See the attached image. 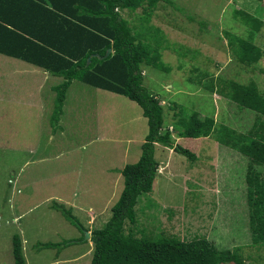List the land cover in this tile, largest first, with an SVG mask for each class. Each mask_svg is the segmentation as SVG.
<instances>
[{
	"label": "rangeland",
	"instance_id": "obj_1",
	"mask_svg": "<svg viewBox=\"0 0 264 264\" xmlns=\"http://www.w3.org/2000/svg\"><path fill=\"white\" fill-rule=\"evenodd\" d=\"M237 11L254 20L247 24ZM143 15L139 10L131 25L136 31L144 27L143 41L156 48L146 37L155 33L151 27L160 30L162 62L168 69L141 66L144 87L164 106V127L173 125L175 113L183 109L187 115L198 112L203 118H214L240 135L254 134L256 113L198 84L211 78L219 88L229 81L254 82L264 96V75L259 71L264 68V0H168L158 4L150 24L139 20ZM227 33L263 51L256 69L236 60ZM62 83V78L0 55V264H14L16 235L22 240L27 264H73L83 255L82 264H90L94 246L86 236L110 220L124 190L120 171L140 160L148 122L142 109L126 97L74 81L60 123L53 128V89ZM174 106L179 108L176 112ZM174 140L202 157L204 165L219 155L212 137L194 140L175 134ZM164 152L167 155L161 149L155 152L162 167L173 155ZM173 156L174 176L159 168L151 193L139 197L133 236L148 242H192L206 239L204 231L216 228L209 242L219 251L241 247L248 264H264V246H250L244 195L223 196L237 210L226 204L230 210L219 217L222 196L192 191L198 188L196 182L220 189L225 187L223 180L207 172V177L196 181L191 176L193 162L178 153ZM242 203L244 209H239ZM53 205L71 210L88 233L82 234ZM90 209L95 210L94 218ZM130 228L127 223V233ZM83 238L89 243L64 250L39 247Z\"/></svg>",
	"mask_w": 264,
	"mask_h": 264
},
{
	"label": "trees",
	"instance_id": "obj_2",
	"mask_svg": "<svg viewBox=\"0 0 264 264\" xmlns=\"http://www.w3.org/2000/svg\"><path fill=\"white\" fill-rule=\"evenodd\" d=\"M168 0H0V55L19 60L62 78L55 87L53 128L64 114L67 93L74 81L123 96L135 102L148 122V135L136 164L120 171L124 190L112 207V217L102 229L91 233L94 251L90 264H248L243 248L219 251L207 239L192 242H148L136 239L135 207L143 194L151 193L160 168L155 159L157 145L173 150L188 161L197 160L191 150L175 144L174 135L191 139L214 138L217 143L249 158L246 200L252 247L264 246V96L257 85L229 81L215 86L213 78L205 90L217 92L231 104L251 110L255 116V134L240 135L214 118H203L198 112L187 115L182 109L175 113L173 129L164 127V106L144 87L142 65L161 71L168 70L162 62L160 30L147 35L134 30L122 13L135 14L143 10L141 22L148 24L161 2ZM247 22L252 19L237 11ZM254 20V19H252ZM139 21V22H140ZM150 24V23H149ZM254 28H258L255 27ZM255 31V30H253ZM233 56L248 67L257 68L263 51L252 42L226 34ZM157 40V43L155 42ZM110 52V55H108ZM260 73L264 75V68ZM206 75H202L204 77ZM191 80V79H190ZM203 82L202 78L199 81ZM198 81V82H199ZM176 112L178 106L173 108ZM59 130V129H58ZM57 130V131H58ZM56 132V129L53 131ZM260 170V171H259ZM263 170V171H262ZM61 215L82 234L87 229L64 206L53 205ZM127 223L131 226L126 232ZM85 239L64 243H46L40 248L67 249L84 244ZM14 264H27L22 240L13 238Z\"/></svg>",
	"mask_w": 264,
	"mask_h": 264
},
{
	"label": "crops",
	"instance_id": "obj_3",
	"mask_svg": "<svg viewBox=\"0 0 264 264\" xmlns=\"http://www.w3.org/2000/svg\"><path fill=\"white\" fill-rule=\"evenodd\" d=\"M141 12L143 13V10H141ZM122 14L126 19H127V17H131L129 19V21H130L131 19H134L135 15L139 14V10L135 14H132V15H130L128 12H124ZM165 128H169V129L171 128L172 129L173 125L171 124L169 127H165ZM254 134H255V132H254ZM194 140H198V139H194ZM217 145H219V148H222V149H219L217 147V149L215 151H218L219 155H216V157L214 159H212L211 161L209 160L208 163L211 165H209V164L204 165V163L201 161L202 157L197 155L195 152L193 153L196 155L197 160L193 162V166L191 167V176L194 180L199 181V180H202V178L207 175V172H211V173L215 174L218 181H220L221 179L223 180V184H225V187H219L222 190L218 189L217 187L214 190H211L212 185H210V187L207 188L204 185H201L200 182H196L198 185V188L196 190L192 191L193 193L195 192V193L199 194L200 192H205V190H207L206 193L208 196H213V197L218 196V198H219V196H222L219 198V202H218L219 210H217V215L220 217L223 215V213H226L227 211L230 210L229 209L230 206L227 207V205H231V211L237 210V209H234V206H236V205H234L232 203L230 204V202H227L225 197H223V196L236 195V194L238 195V194L242 193L244 195L243 203L245 204V209L242 208L243 203L237 205V207L239 209H244V210H246V208L248 207L247 200H246L245 196L247 193L246 178H247V173H248V168H249L250 162H249L248 157H245L242 154H240V153H238V152H236V151H234L228 147L222 146L219 143ZM158 149L159 150L161 149L163 154H166V155H167V152L165 153L164 150L169 151L171 153L173 152V155L175 153L173 150H171L169 148H165L161 145H157L156 151ZM206 151H210V150L206 149ZM173 155L172 156L170 155L169 158L167 159V162L164 165L165 170H164V167L160 166V170L161 171L163 170L165 173L169 172L168 173L169 176H174L173 166H174L175 157ZM243 174H244V182L242 181V175ZM184 178L188 179V176L186 175ZM90 210L92 213H93V211H95L93 209H90ZM94 217H95V214L93 215V218ZM221 224H223L222 221H221ZM215 231H217L216 228H213L211 230H210V228H208L207 230H205L204 232L207 235L206 239L210 240V234L214 235ZM217 236H219V235H217ZM90 237H91V235H90ZM90 237L87 236V238H89V239H90ZM89 241L86 242V244L89 243ZM150 242H154V241H150ZM90 243H92V242L90 241ZM216 246H219V245H216ZM75 256H77V255H75ZM82 257H84V255ZM82 257H79V256L76 257L77 261L73 264H76V263L82 264V260H81Z\"/></svg>",
	"mask_w": 264,
	"mask_h": 264
},
{
	"label": "water",
	"instance_id": "obj_4",
	"mask_svg": "<svg viewBox=\"0 0 264 264\" xmlns=\"http://www.w3.org/2000/svg\"><path fill=\"white\" fill-rule=\"evenodd\" d=\"M108 55H110V52H108Z\"/></svg>",
	"mask_w": 264,
	"mask_h": 264
},
{
	"label": "clouds",
	"instance_id": "obj_5",
	"mask_svg": "<svg viewBox=\"0 0 264 264\" xmlns=\"http://www.w3.org/2000/svg\"><path fill=\"white\" fill-rule=\"evenodd\" d=\"M87 236H88V235H87ZM87 236H86V237H87Z\"/></svg>",
	"mask_w": 264,
	"mask_h": 264
}]
</instances>
